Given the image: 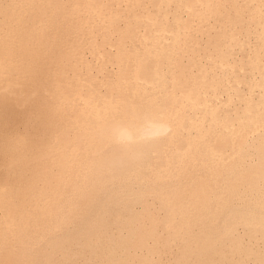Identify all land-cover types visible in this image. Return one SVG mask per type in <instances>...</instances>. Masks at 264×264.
Instances as JSON below:
<instances>
[{
    "label": "bare ground",
    "instance_id": "bare-ground-1",
    "mask_svg": "<svg viewBox=\"0 0 264 264\" xmlns=\"http://www.w3.org/2000/svg\"><path fill=\"white\" fill-rule=\"evenodd\" d=\"M0 264H264V0H0Z\"/></svg>",
    "mask_w": 264,
    "mask_h": 264
}]
</instances>
